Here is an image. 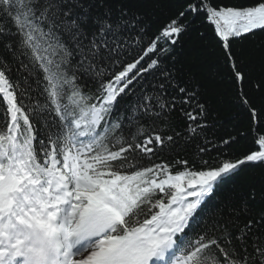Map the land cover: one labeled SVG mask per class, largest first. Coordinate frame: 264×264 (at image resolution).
Returning <instances> with one entry per match:
<instances>
[{"label":"snow or ice","instance_id":"1","mask_svg":"<svg viewBox=\"0 0 264 264\" xmlns=\"http://www.w3.org/2000/svg\"><path fill=\"white\" fill-rule=\"evenodd\" d=\"M137 5L0 0V264H31L32 230L53 238L54 264H264V180L236 183L264 169V104L243 92L251 76L230 41L264 31V0H185L146 45ZM200 12L215 26L254 147L233 159L238 141L222 138L218 166L141 167L146 154L206 137L202 87L162 58Z\"/></svg>","mask_w":264,"mask_h":264},{"label":"trees","instance_id":"2","mask_svg":"<svg viewBox=\"0 0 264 264\" xmlns=\"http://www.w3.org/2000/svg\"><path fill=\"white\" fill-rule=\"evenodd\" d=\"M184 3L185 0H138V10L145 16L148 25V34L143 41L145 45L160 35L169 20L182 10ZM210 3L217 8L248 6L252 0H210ZM187 22L191 27L178 38L175 45H169L171 52L162 58L170 68L178 69L182 76L202 87L204 98L210 103L207 119L209 128L206 137L202 136L190 141L181 140V146L171 151L146 154L139 165L141 167L163 163L171 166L172 172H176L185 167L190 169L194 163L196 167H200L201 158L209 160L213 167L218 166L219 161L216 159L218 153L213 145L222 147V138H235L238 141L230 145L233 159L254 147L252 121L245 118V109L238 95L237 85L231 79V70L226 63L221 41L215 33V26L208 21L204 12L195 16L188 15ZM248 36L251 38L242 36L239 39L230 38V41L237 62L242 60L251 76V81L245 83L243 92L247 94L251 105L258 109L264 104V63L261 61V56L264 55L261 51L264 49V31L257 30L254 36L251 34ZM149 56L154 57L155 54L149 53L145 56V60ZM15 76L14 69L13 78ZM256 84L260 85L259 89ZM147 90L151 91V88ZM2 110L0 107V111ZM174 119L177 122V130L183 132L185 127L183 118L179 113H175ZM184 135L187 136L186 133ZM205 138L209 143L204 142ZM200 147H207L209 151L201 153ZM183 160H187L188 164L179 163ZM261 180H264V169L248 168L236 178V183L249 188L254 181ZM211 210L210 207L209 211Z\"/></svg>","mask_w":264,"mask_h":264},{"label":"clouds","instance_id":"3","mask_svg":"<svg viewBox=\"0 0 264 264\" xmlns=\"http://www.w3.org/2000/svg\"><path fill=\"white\" fill-rule=\"evenodd\" d=\"M31 243V264H54L55 246L53 238L40 231L32 230Z\"/></svg>","mask_w":264,"mask_h":264},{"label":"rangeland","instance_id":"4","mask_svg":"<svg viewBox=\"0 0 264 264\" xmlns=\"http://www.w3.org/2000/svg\"><path fill=\"white\" fill-rule=\"evenodd\" d=\"M231 38V37H230Z\"/></svg>","mask_w":264,"mask_h":264}]
</instances>
